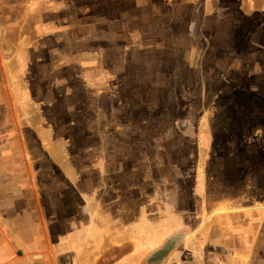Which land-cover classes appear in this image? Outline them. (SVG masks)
<instances>
[{
    "label": "rangeland",
    "instance_id": "obj_1",
    "mask_svg": "<svg viewBox=\"0 0 264 264\" xmlns=\"http://www.w3.org/2000/svg\"><path fill=\"white\" fill-rule=\"evenodd\" d=\"M38 1L0 0V19L20 22L0 31V49L7 79L16 73L25 83L20 103L5 104L17 116L20 161L42 192H58L41 199L45 217L55 227L66 217L89 224V216L75 215L89 205L76 191L91 197L100 158L104 186L133 210L118 218L134 223L138 204L156 214L148 221L164 218L169 207L196 213L178 217L186 228L259 220L264 237V0H51L55 15L44 13V2L30 9ZM67 2L76 4L72 20L63 15ZM48 19L72 26L74 37L96 32L100 39L79 41L83 55L63 40L38 45ZM60 46L67 55L41 52ZM20 48L38 51L27 58ZM46 62L50 72L38 66ZM204 177L208 216L199 214L206 207L193 192L203 191L197 181ZM229 201L239 215L215 214ZM258 255L264 260V250Z\"/></svg>",
    "mask_w": 264,
    "mask_h": 264
},
{
    "label": "crops",
    "instance_id": "obj_2",
    "mask_svg": "<svg viewBox=\"0 0 264 264\" xmlns=\"http://www.w3.org/2000/svg\"><path fill=\"white\" fill-rule=\"evenodd\" d=\"M42 2H44L43 4L47 3V10L45 9L44 13L55 15L52 13L54 10L51 0L32 2L29 7L31 9L35 4ZM73 4V2H67L63 5V15L65 13V17L71 15V20L73 19L71 11L76 5ZM9 19H0L1 32L3 28L6 29L5 25L16 23L17 26L20 23L18 20L10 23L8 22ZM65 20L69 25L75 24L74 21L70 23L67 18ZM42 29L46 33L42 39L38 40V45L46 44L47 46L53 39L56 42L63 40L66 41V44L68 42L69 44L75 43L77 53L81 55L85 49L78 47L79 41L100 39V33L96 32L93 33V37L89 35H75L74 37L72 26H59L58 23L51 20L42 22ZM176 34L171 33V38H175ZM22 40L29 42V39L24 36ZM36 48L28 49L26 53H22L21 48L19 51H21L20 54L27 55L28 58L29 55L38 51ZM2 49H0V264H152L153 262L156 264H264V260H261L260 255H258L261 249L264 250V237L261 236L260 230L256 231V224L259 223V220L244 223L234 221L233 218H225L221 221L203 224L201 227L198 223L197 227L193 224L186 228L180 224L182 220L178 217L196 214L195 212L173 211L168 207L167 212L164 213V218L148 221L147 215L151 214L152 211L145 208L146 206L142 207L141 204L137 206L135 214L139 218L134 223L129 219L126 221L118 218L132 215L133 210L129 208V203L126 204L125 197L121 200L120 195H116L117 191L113 195L110 186H104L106 183L104 176L106 174V161L100 160V158H98L97 165L94 166L99 174L98 177L92 179L91 197L83 196V191H76L77 196L81 200L89 201L91 206L88 208L89 205H86L87 207L80 208V212L78 211L80 209H76L75 215L89 216V224L88 222L84 223L83 220L73 217L68 219L65 216L66 219L60 220V224L55 227L53 222L45 217L41 199L45 195H49V199L51 197L55 199L58 192H51V190L49 193L42 192L45 187L39 186L38 180L30 175L28 165L24 161H20V158H23V155L21 157L23 144L16 125L17 116L12 108L9 110L5 104H11L12 107L13 103H20L19 90L20 88L23 89L25 83H20L19 77L15 76L16 73L11 74L13 76L11 80L7 79L5 73L8 74V70L6 71L4 67ZM52 50L59 51L58 54L63 55H67L69 52L61 46L56 50L46 47L41 52L50 55L53 53ZM92 50L95 51L96 49L93 47ZM77 53L76 55H78ZM38 66H40L41 71L46 70L45 66H47L48 72L52 70L50 62ZM7 76L10 78L9 74ZM174 78L176 79V77ZM92 82L97 83L96 81ZM5 91L7 94L9 92L10 95L5 97ZM6 100L9 103H5ZM16 147L18 148L16 149ZM97 148L98 152L104 150L101 147ZM92 150L95 149L92 147ZM61 178L67 184V177V180ZM204 178V181H197L198 184H203V191H197L196 188H193V192L194 196L199 194L197 199H201L203 206L206 207V209L200 210L199 214L204 212L202 215L208 216L207 207L210 197L206 184H208L209 178ZM79 181L80 179L77 182ZM64 182L60 181L59 184ZM77 188L79 189L78 186ZM104 189L107 190L105 196L102 194ZM230 202L221 205L215 214L225 217L239 215L238 212H241L242 209L236 208ZM222 209H225L226 212L218 213ZM246 209L249 208H243V210ZM154 210L156 211V209ZM157 210L159 212L158 208ZM205 210H207L206 214ZM152 215L155 216L156 214L152 213ZM56 220L58 221V219ZM149 224L154 227L151 232L149 231L151 228ZM168 227L170 230L167 229ZM115 229L118 230L115 231ZM214 230H218L220 236L213 238L211 233ZM85 232L87 233L86 236ZM165 232L169 233L164 235ZM199 234H202L203 237L197 241L196 237ZM133 240L138 241L139 246L132 245ZM233 245L235 246L232 251L235 250V252L231 253L227 249ZM135 247H139L141 250L136 252ZM215 248L216 251H213Z\"/></svg>",
    "mask_w": 264,
    "mask_h": 264
},
{
    "label": "flooded vegetation",
    "instance_id": "obj_3",
    "mask_svg": "<svg viewBox=\"0 0 264 264\" xmlns=\"http://www.w3.org/2000/svg\"><path fill=\"white\" fill-rule=\"evenodd\" d=\"M156 261V260H155ZM148 264H151V263H148ZM152 264H156L155 262H153Z\"/></svg>",
    "mask_w": 264,
    "mask_h": 264
}]
</instances>
